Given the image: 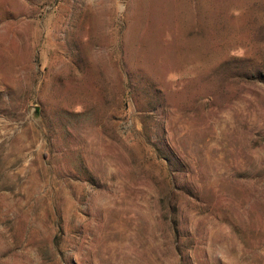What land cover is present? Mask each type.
<instances>
[{"label":"rangeland","instance_id":"1","mask_svg":"<svg viewBox=\"0 0 264 264\" xmlns=\"http://www.w3.org/2000/svg\"><path fill=\"white\" fill-rule=\"evenodd\" d=\"M0 264H264V0H0Z\"/></svg>","mask_w":264,"mask_h":264}]
</instances>
